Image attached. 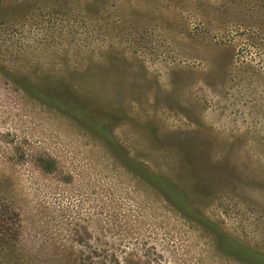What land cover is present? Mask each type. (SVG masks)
<instances>
[{"label":"rangeland","instance_id":"374dc122","mask_svg":"<svg viewBox=\"0 0 264 264\" xmlns=\"http://www.w3.org/2000/svg\"><path fill=\"white\" fill-rule=\"evenodd\" d=\"M14 1L27 10L0 0V204L32 264H257L124 160L264 256V0ZM62 78L128 115L110 117L119 151L22 81Z\"/></svg>","mask_w":264,"mask_h":264},{"label":"trees","instance_id":"16d2710c","mask_svg":"<svg viewBox=\"0 0 264 264\" xmlns=\"http://www.w3.org/2000/svg\"><path fill=\"white\" fill-rule=\"evenodd\" d=\"M57 1L62 0H51V2ZM63 1L66 2L70 0ZM7 9L9 14L17 13L26 11L27 6L9 0L7 8H4L3 11ZM85 80L90 84L89 80ZM22 81L28 94L32 95L45 105L62 112L75 121L79 126L87 129L90 134L101 139L109 146L114 147L116 151H119L120 144L114 136V122L110 120V117L113 115L115 123L127 120L128 115L124 113L123 110H117V108L98 109L88 107L85 104V99L90 96V88L78 84L79 82L75 83L62 78L50 82L51 86L41 87L30 81ZM194 154L196 153L194 152ZM124 164L128 168H134L137 175L152 188L157 190L170 204L181 210L183 213L196 218L202 225L221 234L223 240L222 245L224 248L237 252L244 258L253 260L257 264H264L263 255L242 247L238 242L225 235L214 223L210 222L196 207L195 203L190 199L189 193L183 187L175 184L168 177L156 174L147 165L141 162L139 163L127 158L124 160ZM15 223L16 214H14L12 208L8 205L0 204V264H32L29 257L19 246V236L17 231L13 228ZM96 255L97 253L92 252V255L84 259L83 264L92 260ZM112 262L113 264H120L114 257Z\"/></svg>","mask_w":264,"mask_h":264}]
</instances>
